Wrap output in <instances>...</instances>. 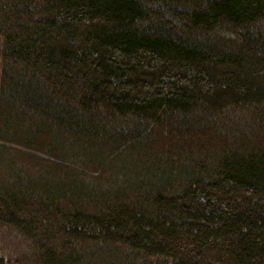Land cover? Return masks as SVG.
I'll list each match as a JSON object with an SVG mask.
<instances>
[{
	"label": "trees",
	"instance_id": "1",
	"mask_svg": "<svg viewBox=\"0 0 264 264\" xmlns=\"http://www.w3.org/2000/svg\"><path fill=\"white\" fill-rule=\"evenodd\" d=\"M27 152L0 264H264V0H0V153Z\"/></svg>",
	"mask_w": 264,
	"mask_h": 264
},
{
	"label": "rangeland",
	"instance_id": "2",
	"mask_svg": "<svg viewBox=\"0 0 264 264\" xmlns=\"http://www.w3.org/2000/svg\"><path fill=\"white\" fill-rule=\"evenodd\" d=\"M14 153H16V152H14ZM32 154H33L32 152L23 153L21 155H19V154L4 155V154L0 153V156L3 157L2 161H5V162H7L8 159L11 160V161H15V162H17V161H20V162H23V161H26V162L34 161V162H36V159L35 158L33 159ZM4 166H5V168H7L6 165H4ZM10 167L12 168V166H10ZM49 174H50V172H49ZM56 174H60V172L56 173ZM48 185L52 189H56V188H60L61 187L60 185H56V184H53V183H48ZM0 247H1V245H0ZM5 251L6 252H11V250L4 249V251L0 252L2 254V256H4V258L7 259V256H6L7 254H6Z\"/></svg>",
	"mask_w": 264,
	"mask_h": 264
}]
</instances>
